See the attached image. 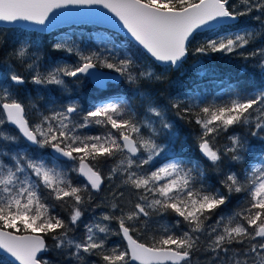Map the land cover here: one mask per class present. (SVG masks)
I'll list each match as a JSON object with an SVG mask.
<instances>
[{
	"label": "snow or ice",
	"instance_id": "obj_1",
	"mask_svg": "<svg viewBox=\"0 0 264 264\" xmlns=\"http://www.w3.org/2000/svg\"><path fill=\"white\" fill-rule=\"evenodd\" d=\"M54 10L66 18L79 13L84 18L78 21L122 25L164 71L139 64L118 45L86 53L66 40L53 44L77 57L72 65L45 63L27 43L7 54L0 72V249L15 258L12 264H97L92 257L100 264H192L198 253L207 254L204 264H264V87L233 89L227 102L215 103L195 91L181 99L166 86L168 70L182 67L203 31L213 37L191 49L198 54L193 62L198 76L212 71L202 62L212 53L240 55L264 69V46L246 52L264 39V0H0V21L32 22L47 31L57 23L50 15ZM251 22L256 26L240 29ZM5 45L0 36V51ZM86 78L99 88L126 82L131 92L117 90L87 107L71 96L62 98L67 103L52 98L57 90L74 93ZM29 82L43 86L35 97L20 94ZM144 84L150 87L142 90ZM169 112L198 126V157L187 154L186 140L176 149L180 132ZM93 125L102 126L103 134L80 131ZM22 141L26 148L5 151ZM209 167L222 177L219 186L208 182ZM72 173L83 183H75ZM106 182L107 195L93 205ZM239 193L247 195L239 210L223 212ZM89 207L92 219L78 237ZM96 209H102L98 216ZM169 213L174 222L161 224ZM149 232L150 246L133 238ZM110 237L126 244L110 243ZM49 252L63 259L54 262Z\"/></svg>",
	"mask_w": 264,
	"mask_h": 264
},
{
	"label": "trees",
	"instance_id": "obj_2",
	"mask_svg": "<svg viewBox=\"0 0 264 264\" xmlns=\"http://www.w3.org/2000/svg\"><path fill=\"white\" fill-rule=\"evenodd\" d=\"M236 2V0H233ZM242 20H249V17H243ZM232 24H237L238 22L233 21ZM255 22H251L248 25L240 24V29L244 27H255ZM237 28H230L229 31H237ZM0 36L4 37L6 40V45L3 51H0V72H3L7 67V54L12 51L14 47H18L20 44L27 43L31 45L30 52H35L37 48L39 49L38 54L41 56L45 63L52 64H69L72 65L76 62L77 57L67 53L65 51H58L52 48V45L62 40H66L71 46L73 44L79 45L87 53L91 50L99 51L105 46L112 48L114 45H118L119 51L121 53L127 51L134 57H137V62L139 64H147L155 69L157 73L164 71L163 67L158 64L152 63L147 55L142 54L138 44L131 38L126 36L124 33L108 28L105 26H100L95 23H81V24H71L62 27H58L50 32L39 31L37 29L26 28L23 26H7L0 24ZM213 37V33L209 31H203L197 35L193 44L190 46V52L187 58L184 60L182 67L179 69L171 68L168 70L167 76L169 83L166 85L168 90L173 95H179L181 99L184 98L185 93L195 91L202 98H205L209 102L215 103H225L229 100L232 95V90L235 89L240 92H250L252 89L257 87H264V69H261L259 64L255 60H244L240 55L226 54V53H212L207 59H202L203 64L212 69L207 76H198L197 70L193 68V62L198 59V54L192 52V48L198 46L203 40ZM264 46V39H257L253 44L246 46V52L250 51L254 47ZM245 52V54H246ZM30 62V61H29ZM13 67L22 71L23 67L18 65L16 62H12ZM71 79V78H68ZM75 87L74 85H70ZM55 86H49V88H54ZM150 86L144 84L143 89L149 88ZM155 88L156 86H151ZM42 89L43 86H36L30 82L24 85L20 89V94L24 97H35L37 95V89ZM119 91L121 94H130V87L124 83L110 82L106 89L98 88L95 86L89 78H86L82 87L78 88L74 93H61L60 91L51 92L53 99L61 101L62 98L71 96L73 99H78L80 103L87 107L92 102H96L98 99H103L106 95L113 94L115 91ZM62 102L67 103V99H63ZM136 103H139V97L136 98ZM170 119H173L177 123V127L180 132L179 139L176 143V149L180 150L181 142L187 141L186 152L191 154L193 157H198L199 153L196 150L195 136L199 132V128L194 123L188 125L183 121H180L174 116L172 112L168 113ZM9 132H13L14 129L9 127L7 129ZM89 135L103 134L104 129L100 125H93L85 130H80ZM238 132L246 131V129H236ZM147 134V133H145ZM231 131L227 134L222 135L218 143L223 144L226 142V136L231 135ZM252 139V138H250ZM253 144H258L259 142L252 139ZM27 144L21 142L19 144H8L5 151L11 149H23L26 148ZM114 163V162H113ZM109 165H105L102 174L106 175ZM71 178L75 183H83L82 177H77L75 173L71 174ZM213 169L209 167V183L219 186L218 180L221 179ZM118 182V181H117ZM108 193V184H104L102 191L95 195L93 205L99 203L105 195ZM247 199L245 193L234 194L233 199L228 204L227 208L222 209L228 215H232L234 212L238 211L239 208L244 204ZM102 209H96L95 215H99ZM56 212L61 215L62 218H67L68 213L63 210L60 206H57ZM93 216L92 208L89 207L88 211L85 212L82 218V223L75 232L76 236H83V223H88ZM156 219H159L157 217ZM175 216L172 213L164 216L160 220L161 224H170L174 222ZM215 217L206 223L214 222ZM116 227L115 223L112 225ZM187 230V229H185ZM20 233H23L22 231ZM71 235V234H70ZM153 233L149 232L141 236L136 237L145 243L151 245V236ZM48 244L51 245L52 241L49 237H46ZM110 243H119L122 246L126 244L122 241L120 237H110ZM205 254V258H206ZM48 258L52 259L54 262L62 260V256H58L55 252H49L47 254ZM198 258V259H197ZM91 259H96L97 264H100L97 257H92ZM195 259V260H194ZM200 260V262H199ZM204 263L205 261L200 259L199 253L194 255L192 258V264ZM0 264H12V261L7 259L6 256L0 254ZM137 264V263H135Z\"/></svg>",
	"mask_w": 264,
	"mask_h": 264
},
{
	"label": "water",
	"instance_id": "obj_3",
	"mask_svg": "<svg viewBox=\"0 0 264 264\" xmlns=\"http://www.w3.org/2000/svg\"><path fill=\"white\" fill-rule=\"evenodd\" d=\"M96 7H99V6H96ZM61 11H62V10H54V12H53L52 14H50V15H52V17H53L54 19H56L57 23H56L54 26L50 27L46 32H50V31H52V30H54V29H56V28H58V27H62V26H66V25H71V24L92 23V22L78 21V20L84 18V17H82L79 13H74L72 16L67 17V18H66V17H63V16L60 15V12H61ZM98 11L105 13V14H106L107 16H109V17L113 16V17H111L113 21H114L115 19L118 20V18H115V17H114V14H112V13H110V12L107 13V12H108L107 9H99ZM0 24H2V25H7V26H16V25H17V26H23V27H26V26H24V25H30V26H27L26 28L37 29V30H39L41 27H43V26H41V25H35V24H32V22H26V21H19V22H15V23H12V24H9V23H7V22L0 21ZM95 24L100 25V26H105V27H108V28H112V29H115V30H118V31L124 33L126 36H128L129 38H131V39L134 41V38L131 37V35L127 32L126 29H123V28H122V25H121L120 28H116V27H113L111 24H107V23H103V24H102V23H95ZM96 71H101V72H104V73H107V74H109V75H113V76L118 75V74L114 73L113 70L106 69V68H99V67H98V68L96 69ZM89 79H90V78H89ZM90 81H91L95 86H97V85L94 83V81H92L91 79H90ZM110 82H116V81H109L108 83H110ZM108 83H107L106 86H105L104 88H102V89L107 88ZM97 87H98V86H97ZM98 88H99V87H98ZM18 234L23 235V234H25V233H18ZM133 238H134V239H137L134 235H133ZM137 240H138L139 242H141V243H145V242H143V241H141V240H139V239H137ZM125 242H126V241H125ZM149 246H150V245H149ZM0 254L6 256L7 259H9L10 261H14V259H15V258L11 257L10 254H6V253H4V251H3L2 249H0ZM135 263L139 264L138 261L135 262ZM15 264H19V262L16 261Z\"/></svg>",
	"mask_w": 264,
	"mask_h": 264
},
{
	"label": "rangeland",
	"instance_id": "obj_4",
	"mask_svg": "<svg viewBox=\"0 0 264 264\" xmlns=\"http://www.w3.org/2000/svg\"><path fill=\"white\" fill-rule=\"evenodd\" d=\"M163 162V161H162ZM199 256H200V259L201 260H203V261H205L206 260V258H205V254L204 253H199ZM198 259V258H197ZM195 260V259H194ZM199 262H200V260H199ZM198 262V264H202V263H199ZM204 264V263H203Z\"/></svg>",
	"mask_w": 264,
	"mask_h": 264
},
{
	"label": "flooded vegetation",
	"instance_id": "obj_5",
	"mask_svg": "<svg viewBox=\"0 0 264 264\" xmlns=\"http://www.w3.org/2000/svg\"><path fill=\"white\" fill-rule=\"evenodd\" d=\"M134 236L136 237V235L134 234ZM137 238V237H136ZM138 239V238H137ZM140 240V239H139ZM142 241V240H141ZM46 242L48 243V241L46 240ZM144 242V241H143Z\"/></svg>",
	"mask_w": 264,
	"mask_h": 264
},
{
	"label": "bare ground",
	"instance_id": "obj_6",
	"mask_svg": "<svg viewBox=\"0 0 264 264\" xmlns=\"http://www.w3.org/2000/svg\"><path fill=\"white\" fill-rule=\"evenodd\" d=\"M50 151V150H49Z\"/></svg>",
	"mask_w": 264,
	"mask_h": 264
}]
</instances>
